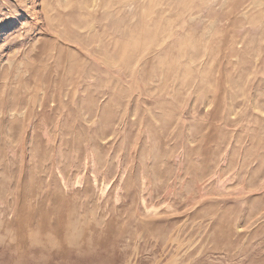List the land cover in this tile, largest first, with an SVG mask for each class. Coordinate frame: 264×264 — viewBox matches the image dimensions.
<instances>
[{"label":"rangeland","instance_id":"1","mask_svg":"<svg viewBox=\"0 0 264 264\" xmlns=\"http://www.w3.org/2000/svg\"><path fill=\"white\" fill-rule=\"evenodd\" d=\"M0 264H264V0H0Z\"/></svg>","mask_w":264,"mask_h":264}]
</instances>
